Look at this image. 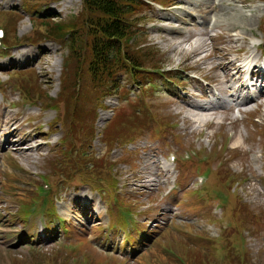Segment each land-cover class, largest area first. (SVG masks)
Masks as SVG:
<instances>
[{"label":"rangeland","instance_id":"rangeland-1","mask_svg":"<svg viewBox=\"0 0 264 264\" xmlns=\"http://www.w3.org/2000/svg\"><path fill=\"white\" fill-rule=\"evenodd\" d=\"M172 2L173 4L177 3L176 8L172 7L166 10L156 4H145L138 10L140 18L138 29L142 34L136 43L144 44L145 48H149L146 50L153 54L151 61L156 62H152L150 65L145 59H142L141 65L151 67L153 64L156 66L162 64L155 68H178L194 71V73L188 72L189 77H191L190 74L208 76L216 83V88L219 90H223L222 83L231 87L228 83L230 78H227L231 73L227 62L238 56L242 57L241 53L239 54L241 49L244 50L257 42L260 43V39L264 41V1L177 0L174 2L172 0ZM165 3H169V0ZM11 6L12 8H9ZM28 6L29 11L27 9L24 12L22 9L10 17L9 13L3 11L19 9L18 0H0V11H2L0 13L6 16V19L11 20L8 22L7 35H11L14 31L18 38L25 39V36L31 33L34 41L42 39L51 41L39 47H30L27 50V53L30 52V59L35 60L38 57V62H35V65L32 64L33 61L29 63L32 64V67L34 66V74L27 70L22 75H27V77L36 75L37 87L48 91V96L54 98L59 94L58 78L66 50L54 39L40 31L38 17L43 16V21L47 22L53 14L58 16V20L64 21L83 13V4L81 0H47L40 3L31 1ZM36 12H40L38 17H36ZM188 17L192 19L190 20ZM31 20L33 22L35 20L37 33L34 28H31ZM211 26L212 31L209 28ZM205 28L209 32L204 30ZM254 37L257 40L253 39ZM29 38L30 36L26 39L29 40ZM20 50L22 49L15 50L16 53L13 51L10 59L20 53ZM151 61L149 60V62ZM218 64L224 69L217 70L215 66ZM5 65L7 62L0 60V70L3 71L0 72V81L11 80L8 79V71L3 69ZM9 72L11 74L13 69ZM115 76L117 86H120L117 94H122L120 97L122 103L119 102L120 107L114 113L111 112L112 109L118 107V102L116 98H109V93L113 91H107L108 95L103 94L97 103L95 101L91 106H85L89 119H92V108L97 104H101L108 110L95 108L94 115L96 113L97 120L95 125L92 123L93 141L90 146L85 143L81 145L76 154H81L85 150L87 155L85 161L93 154L102 156L101 166L98 170L102 180L110 167V158L114 161L118 160L120 163L117 162V184L122 182L120 187L123 190L122 196L115 192L110 193L111 186L108 188L109 195L105 191H100L106 203L109 202L108 196L111 197L110 203L105 206L106 203L103 204L99 197L87 187L90 181L82 182L81 179L88 174L83 173V170L77 171V174H73L74 176L68 179V185L65 186L67 188L64 192L65 187L59 185L62 194L59 195L60 198L56 205L57 211L66 212V217L63 216L65 226L70 227V230L73 231L68 239L61 232L52 231V228L44 233V237H38V232L33 234V230H40V220L50 222L52 226L59 228H62L63 222L61 219L53 217L52 212H44L50 205L48 192H43L39 187H36V197L31 198L34 195L32 184L43 185L44 183L39 180L41 177L54 182L58 176L62 175L61 169L72 168L71 165L75 160H78V156H75L73 160V155H71L70 161L61 162L58 166L52 163L45 168L49 157L53 159L54 156H58L60 159L64 158L63 155L66 153L59 143L51 156L48 153L49 146L55 145L63 136V132L47 138L48 145L40 143L41 141L38 139L42 135L37 131L41 132V130L47 129L46 126L38 129V123H40L39 126L42 123L48 125L54 112L50 111L41 120L37 119V114L42 112L35 108L36 106L33 108L23 107L22 99L13 86L2 90L3 95L0 94L1 124L4 125V121L9 119L10 123L15 122V125L20 126L21 129L18 128L13 132L12 125L5 126L6 129L11 128V131L0 133V264H166V262L167 264H264V102L261 108L258 107L255 110V102L251 101L248 103L250 105L248 108L243 101L246 96L245 91H240L239 88L232 86L229 92L231 100L242 104L247 110H255V114H250L251 111H248L249 114L239 119V125L238 122L232 125L234 122L230 113L226 117L219 114L217 118L220 121H223L221 118L226 119L231 124L223 125L218 120L208 119L206 113L215 112L206 111L210 109L207 104L211 99L202 94L204 82L190 80L185 89L187 94L182 91L177 94L175 88H169L159 80L151 91L150 99L144 97V101L147 114H152L154 118L155 116L163 117V119L166 117L173 124L171 136L168 135L164 138V136L155 133V129L159 127L157 124L152 120L149 122L141 111L135 110L139 107L137 104L143 103L142 78L132 80L120 73ZM154 76L155 74L149 76L151 83H154L152 82ZM86 87L83 86V89ZM37 91L42 92L39 89H34L33 93ZM131 92L139 93L132 94ZM123 95H126L127 98ZM14 104L15 106H13ZM119 113H122L120 119H118ZM212 115L214 117V114ZM28 118L32 119L29 121ZM133 119L138 122L145 120L143 131L131 132L130 129H127L128 126H134L131 123ZM242 119L243 121H241ZM118 121H125V123L119 122L121 125L118 130H115L114 127L118 125ZM210 121H214L215 124L211 125ZM155 122H157L156 118ZM85 124L86 127L90 123ZM34 128L38 130H34ZM4 129L2 127L1 130ZM31 129H33L32 133L26 138L23 137V134ZM112 129L113 131L110 132ZM22 131L23 134H21ZM17 132L21 135L17 136ZM111 133L113 134L109 137L116 136L117 139L111 140L110 146L105 147L101 139ZM228 133L234 135L226 140L225 137ZM7 134L14 136L16 134V140L14 136L10 137ZM125 138H132L135 142L127 148H119ZM25 139L29 141L30 145L34 142V144H43L44 147L39 152L32 149L19 155L12 148L18 149L24 144ZM35 139H37V143H35ZM3 140H6L4 147H2ZM17 143L20 145H16ZM10 144L14 145L9 146ZM192 147L195 148L194 151L198 150L199 156L207 155L209 160L197 162L196 157L193 161L188 162L184 177L188 184L182 183V186L185 185L182 191L178 190L168 194L165 190L170 187V183L175 181L174 177L176 176V173L173 174L172 171L175 162L172 161L171 153L183 156L184 151ZM112 149L114 152L110 156L106 154ZM230 149L235 150L230 151ZM127 152H130L131 155H126ZM45 154L48 155L45 156ZM104 155H106L105 158ZM59 159L56 158V160ZM218 162L225 164V169L229 168L232 174H235L234 179H237L238 183H240L238 176H244L245 181H241V188L233 190L226 186V181L222 179L224 177H220V184L215 182L210 185L206 183V177L198 175L204 170H216ZM165 163L169 164L171 170L168 167L163 168ZM46 173H52L53 176L46 175ZM201 179L204 183L200 187ZM218 179L216 178L215 181ZM208 181L210 182V178ZM72 183L82 184L84 188L79 192L72 193ZM102 185L104 186V184ZM211 189L212 191L209 192ZM196 190H203L205 199L201 201L195 197ZM215 192L224 196L222 197L223 202L226 203L223 209H221L222 205L217 206ZM125 199L137 204L139 206L137 210L132 207L130 201ZM24 202H27L24 207L25 211L28 213V210L32 209L40 220L32 219L25 223V226L21 224L22 221L19 218L10 220L11 213L15 212L17 208L22 210L20 204ZM64 208L67 209L64 210ZM99 212H103V220L97 218ZM137 221L140 223H138L134 235L138 236L139 240L142 239L145 243L146 241L150 243L156 238L155 241L159 242L154 246L148 244L147 247L151 245L149 248L138 246L135 252L126 250L127 254L132 257L131 262L126 263L123 260L128 258V255L124 254L125 248L129 245L126 242L131 241V231L136 228ZM106 224L107 230L102 233L103 239L109 237L114 239L110 240L111 242L108 241L107 247H105L106 241L104 242L101 238L103 243L99 244L98 242L99 228L104 229ZM156 225L161 229L156 230ZM146 226H148L147 229ZM179 229L180 232H178ZM142 230L145 231L144 234H147V230H150L151 233L144 237L141 233ZM238 231L240 236H238ZM120 233L124 234V238L119 237ZM234 234L236 236L232 238ZM29 235L33 238L34 247L28 244ZM198 236L202 239L198 240L196 238ZM238 237H241L244 243L240 240L235 241L234 245L237 248L235 251L230 246ZM220 238H223L228 244L226 248L224 247V252L220 251L218 247L213 250L210 247L211 242L206 240L218 239L219 241ZM69 240L71 243L76 242L73 244H78L82 250L68 249L66 253L69 256L65 259L63 251L65 249L62 248V244ZM87 240L94 241L89 244ZM120 244H122L120 253H123V256H117L113 248L120 247ZM34 249H37L38 252L36 253ZM88 252L92 257L88 255ZM242 253L244 256L241 260ZM112 254L116 257H110ZM226 254L229 255L230 261L225 258L221 260ZM218 256L220 261H218Z\"/></svg>","mask_w":264,"mask_h":264},{"label":"trees","instance_id":"trees-1","mask_svg":"<svg viewBox=\"0 0 264 264\" xmlns=\"http://www.w3.org/2000/svg\"><path fill=\"white\" fill-rule=\"evenodd\" d=\"M31 1L40 3L47 0H26L25 6L28 11ZM81 1L84 12L65 21L55 22L51 18L44 22L42 17H38L40 31L60 43L67 53L65 73L61 81V95L57 104L60 108L59 121L61 120L65 130L72 134L68 136L67 141L70 148L79 147L84 143L90 145L94 136L92 123L97 106L92 108V119L88 118L87 107L95 101L97 103L107 91H116L115 75L123 72L131 78H140L142 74H147L144 72L147 67L141 65L142 59L150 65L152 62L156 63L151 61L153 54L136 43L140 35L138 10L144 7L142 0ZM36 28L34 24V31L37 33ZM10 37L12 43L14 31ZM154 65L151 67L162 66V64ZM83 86L87 87L83 89ZM35 94L36 92H27L28 98L29 95L33 97ZM121 114H118V119ZM87 122L90 124L85 127ZM119 122L114 127L115 130L125 123V121H121V124ZM133 125V128H141L138 121L133 122ZM54 126L55 122L52 124V127ZM113 133L105 135L104 142L107 145L109 136ZM83 157V154L81 157L78 156V160L72 163V168L61 169L62 175L59 177H62L65 183H68V179L73 177V174H77V171L83 170V173H88V177H93L97 172V168L84 169L88 164ZM208 241L211 242L210 247L213 250L217 249L213 241Z\"/></svg>","mask_w":264,"mask_h":264},{"label":"bare ground","instance_id":"bare-ground-1","mask_svg":"<svg viewBox=\"0 0 264 264\" xmlns=\"http://www.w3.org/2000/svg\"><path fill=\"white\" fill-rule=\"evenodd\" d=\"M177 1V0H176ZM177 4V3H176ZM177 6L175 5V6H173V8H176ZM188 19H192V18H190V17H188ZM207 22H209V20H207ZM217 23V21L215 22V24ZM202 24V23H201ZM204 30H207V32H209V30L207 29V28H205ZM26 37V36H25ZM43 44H46V43H41V42H39V44H38V47L39 46H41V45H43ZM19 48H21L22 50H20L21 52L20 53H17L15 56H14V58H12V59H10L11 58V53L13 52V51H15V50H17V49H19ZM24 48H27V49H24ZM28 49H30V44H26V45H17V46H14L13 47V50L11 51V53L9 54V55H7L6 57H4V58H2V57H0V60H4L5 62H7L8 63V65H5L7 68H9V66H13L14 64H17V63H22L21 65H24V64H26L27 63V61L29 60V58H30V52L29 53H27V50ZM25 50H26V52H25ZM37 50V49H36ZM240 51H242V54L244 55V57L243 58H241V56H238V57H236L234 60H229V62H227V64H228V66H230V68H229V71L231 72L230 73V75L227 77V78H230V80H228V83H230V86L232 87L235 83H238V87H237V89L239 88V90L240 91H242L243 90V92L245 91V94H247V86H244V85H241L242 84V75H243V66L241 65V63L240 62H242L243 60H245V59H248V58H251L252 56H253V60H251L250 61V63L251 64H253L254 66H253V68H252V70H251V73L252 72H254V71H256V67H257V64H258V62H259V60H262V59H264V49H260L257 45L256 46H254L253 47V51L255 52V54L253 55V51H252V48L249 46V47H247V48H244V50L243 49H241ZM15 53H16V51H15ZM42 53H44V52H42ZM218 53V52H217ZM211 55H212V52H211ZM31 61V60H30ZM30 61L26 64V65H28V66H30V67H32V64H29L30 63ZM2 62V61H1ZM33 62H34V60H33ZM35 62H38V57H37V60L35 59ZM26 65H24V66H22L23 68L24 67H27ZM35 65V64H34ZM5 66H3V69H5ZM227 66V67H228ZM225 67H226V65H225ZM33 69H34V66L32 67ZM215 68L217 69V70H223L224 68H223V66L222 67H220V64H218L217 66H215ZM178 71L180 72V73H182V74H185V73H187L188 71H185V70H183V69H178ZM256 74V76H258V78H263L264 77V73L261 71V70H257L256 72H255ZM226 75V74H225ZM224 76V75H223ZM205 77H207L208 78V80H209V84H208V88H211L212 89V91H213V96L214 97H216V99H218L219 98V95H225L226 96V102H222L224 105L223 106H218V107H213V106H211V107H209L210 109H207L206 111L207 112H209V111H214L215 113H212V112H210V113H206L207 115H208V119H210V120H218V121H220V119L219 118H217V115H224L223 117H226V116H229V115H227V112L231 109V106H243L242 104H240V103H235V100H231V95L229 94V92H230V89H231V87H228L227 86V84H223L222 83V85H223V90H219V89H217L216 88V83L213 81V80H211V79H209V77L208 76H205ZM217 78V77H216ZM226 78V79H227ZM224 79V78H223ZM222 79V80H223ZM226 81V80H225ZM224 82V81H223ZM37 83V82H36ZM38 85V84H37ZM220 85V84H219ZM229 85V84H228ZM252 86L253 87H256L255 86V83H253L252 84ZM259 86H261V84L259 85ZM257 88V87H256ZM234 90V89H233ZM262 91H259V94L256 96V99L257 100H259L260 101V103H259V107H261L262 106V103L264 102V89H261ZM238 91V90H237ZM233 92V91H232ZM235 93V92H234ZM233 93V94H234ZM240 93V92H239ZM202 94H204V93H202ZM241 95V94H240ZM239 96V95H238ZM245 96V95H244ZM250 99H247V96H245V98H244V105L246 106L247 105V103H248V101H249ZM239 101V100H238ZM226 107V108H225ZM205 111V110H204ZM243 111H248L247 109H245V108H243ZM212 114H214V117H213V115ZM231 115V114H230ZM196 117V116H195ZM231 117H232V120H233V122L234 123H232V125H234L235 123H237L238 122V120L236 119V118H233V116L231 115ZM192 119V118H191ZM13 120V119H12ZM195 120V119H194ZM221 120H223V121H220V122H222V124L223 125H226L227 123L228 124H230L229 122H227V120L225 121L224 119H222L221 118ZM196 122V121H195ZM4 125L3 124H1V122H0V127L2 126L3 128L5 127V126H7V127H10L11 125L13 126V125H15V122L14 123H10L9 122V119H8V121H4ZM52 124H53V121L51 120V122L48 124V126H52ZM210 124L211 125H214L215 124V122L214 121H210ZM231 125V124H230ZM18 129V127H14L13 128V132H15L16 130ZM8 130H10L11 131V128L10 129H6V127H5V129L4 130H1L0 129V131H5L6 133H8ZM17 135H20V133H16ZM15 134V135H16ZM50 134V131H45V136H48ZM25 143H26V146H24V149H18L17 150V153L19 154V155H22V154H25L26 152H28V151H30V150H32V149H34L35 150V152H39V150L40 149H42L44 146H43V144H33L32 143V145H30V143H29V141H27L26 139H25V141H24ZM166 172V171H165ZM254 173V172H253ZM114 174H116V173H114ZM154 174H156V173H154ZM167 174H168V171H167ZM168 176H169V174H168ZM79 191H81V190H79V189H75L74 190V192H79Z\"/></svg>","mask_w":264,"mask_h":264}]
</instances>
